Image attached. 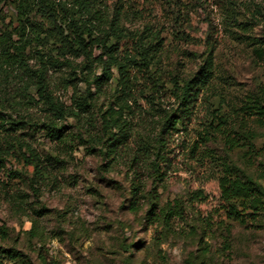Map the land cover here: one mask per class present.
<instances>
[{"label": "trees", "instance_id": "1", "mask_svg": "<svg viewBox=\"0 0 264 264\" xmlns=\"http://www.w3.org/2000/svg\"><path fill=\"white\" fill-rule=\"evenodd\" d=\"M0 3L12 10L7 23L0 10V198L10 211L18 208L27 215L31 224L29 230H17L0 223V264H30L20 247L22 235L42 247L45 219L57 218L60 229L63 221L62 214L39 200L26 208L29 200L7 197L9 190L30 196L24 186L38 197L39 187L53 183L79 147L97 159L99 179L119 191L120 208L146 229L155 227L152 264H170L160 247L186 211L194 214L190 238L196 250L182 264H211L209 245L202 243L205 230L228 221H259L264 213V146L257 148L258 132L246 121L253 118L264 126V87L257 84L246 92L235 113L218 100L217 89L226 82L215 62L220 38L210 20L200 18L205 0ZM218 3L231 33L247 35L251 22L241 21L242 11L262 25L261 35L251 38L263 56L264 4ZM129 20L139 26H127ZM196 21L208 25L200 63L184 72L178 60L164 64L166 35L190 41L187 31L194 30ZM58 87L71 91L69 102L55 94ZM133 105H142L138 116ZM31 107L40 108L39 118L29 113ZM36 134L58 143L62 154H41L32 142ZM177 163L190 175L189 189L186 197H166ZM120 166L125 169L122 179L112 176ZM121 245L128 252L123 264H135L134 252L144 241L123 237ZM38 257L46 263L41 252Z\"/></svg>", "mask_w": 264, "mask_h": 264}, {"label": "rangeland", "instance_id": "2", "mask_svg": "<svg viewBox=\"0 0 264 264\" xmlns=\"http://www.w3.org/2000/svg\"><path fill=\"white\" fill-rule=\"evenodd\" d=\"M252 1L264 4V0ZM205 6V9L199 11L200 18L209 19L213 31L220 38L215 51V62L218 74L226 82L222 83L223 88L219 86L217 89L221 92L217 98L226 106L227 112L235 113L246 92L257 84L264 87V55L255 50L254 40L251 38L261 35L262 25L252 21L248 11H242L240 19L242 22H251L250 29L245 36L238 31L231 33L228 30L225 9L220 6L218 0H205ZM1 9L2 15L6 16V23L9 22L11 8L0 3ZM1 26L0 19V28ZM127 26L134 28L139 26V22L129 20ZM187 33L190 35V41L166 35L168 39L164 64L169 66V62L178 60V67L182 72L189 71L200 63L199 55L207 47L205 36L208 33V25L204 21H196L194 30H188ZM55 79L56 77L53 78ZM11 94H14V91ZM55 94L69 102L71 91L58 87L55 88ZM141 106L133 105L136 116L140 113ZM29 113L37 118L42 114L40 108L36 107H31ZM139 120L134 117L133 123L138 124ZM246 125L258 132L255 144L260 149L264 146V126L253 118L248 119ZM32 142L43 155L62 154L63 149L58 143L41 134H36ZM67 161L66 169L57 174L53 183L39 187L38 197H34L24 186L21 188L30 196L11 189L7 195H14L15 198L25 196L29 200L26 208L39 200L53 212L63 215L61 229L57 226V218L51 216L45 219L46 239L42 247L39 241L30 242L26 235H22L20 247L29 256L30 264H41L38 252H41L45 264H123V257L128 254L121 245L123 237H126L128 242L144 241V247L134 252L135 264L146 259L148 264H152L155 256L152 247L155 227L146 229L132 214L120 208L122 199L119 191L99 179L96 173L97 159L87 156L83 147L73 150ZM124 170V167L120 166L112 176L122 179ZM190 180L185 165L175 164L167 180L166 197H186ZM262 184L264 185V180ZM13 187L18 189L17 186ZM90 187L97 189L99 194L92 192ZM0 223H6L17 230H29L31 226L27 215L22 214L18 208L10 211L2 198ZM193 224L194 214L191 211L185 212L184 220L173 223L172 236L160 247V253L164 254L170 264H182L186 256L196 250L195 240L190 238ZM71 233L73 234L70 235ZM201 235L202 243H208L213 256L211 264H264V213L257 222L249 220L246 224H240L228 221L223 227L216 226L214 229L205 230Z\"/></svg>", "mask_w": 264, "mask_h": 264}]
</instances>
